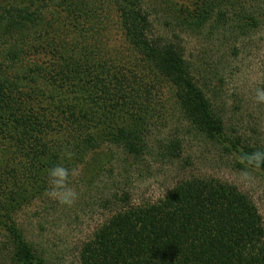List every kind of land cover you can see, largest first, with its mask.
Instances as JSON below:
<instances>
[{"label": "rangeland", "instance_id": "obj_1", "mask_svg": "<svg viewBox=\"0 0 264 264\" xmlns=\"http://www.w3.org/2000/svg\"><path fill=\"white\" fill-rule=\"evenodd\" d=\"M10 1L0 0V4ZM17 1L20 6L31 8V0ZM144 1L150 7L156 33L171 35L175 31L181 37L199 83L205 87L214 110L223 120L226 139L240 143L242 149L264 150V104L253 101L256 88H264V0ZM67 4L71 5L69 9L74 15L64 10ZM208 8L213 11V20L203 28L191 30L181 25L182 19L199 15ZM43 14L45 20L55 25L62 21L64 25L83 24L89 31L86 43L89 51L96 56L105 54L101 59L115 60L118 69L115 75L122 86L110 95L93 89L94 85L89 86L84 79L81 90L86 93L93 90L102 101L95 106L90 104L97 113L85 117L80 110L42 103L32 91L19 87L14 80L16 69L34 64L47 68L51 74L44 71L42 74L58 82L66 79V71L52 64L57 46L55 39L48 38L45 45L39 46L48 48L49 53L29 50L12 62L0 58V94L7 99L5 109L11 107L16 112L17 105L42 115L44 118H36L33 114L32 119L37 124L48 119L44 126L53 125L54 130V125L62 128L60 137L49 135V144L40 139L42 130L33 128L31 148L44 145L46 161L58 159L56 150H61L59 157L63 158L64 135L61 134L67 130L72 137L79 135L85 146L82 155H73L69 161L72 167L79 169V175L71 179V186L78 193L75 202L65 206L50 199L45 195L46 182L42 185V194L15 217L29 243L48 264H81L84 244L117 209L111 204L106 206L116 193H127L133 205L156 203L179 183L193 177L213 178L236 187L253 201L264 222V171L247 166L235 153L230 154L223 145L209 140L186 119L175 87L136 54L109 0H54ZM252 19L260 24L250 27ZM86 98L84 96L83 100ZM104 101L107 102L103 105ZM145 113L149 116L145 132L147 149L137 160L118 147L100 144L95 150L89 146L90 139L105 122L120 123ZM20 119L22 123L27 122L22 113ZM8 124L0 117V126ZM176 142L180 150L178 158L174 159L168 156L166 148ZM22 145L16 143L15 154L12 143L0 137V151L7 148L4 150L12 152L3 159L12 161L4 162L3 168L0 166L2 205L17 193L31 190L36 181L41 184L37 169L43 157L34 167L29 166L19 156ZM2 242L0 238V244Z\"/></svg>", "mask_w": 264, "mask_h": 264}, {"label": "trees", "instance_id": "obj_2", "mask_svg": "<svg viewBox=\"0 0 264 264\" xmlns=\"http://www.w3.org/2000/svg\"><path fill=\"white\" fill-rule=\"evenodd\" d=\"M109 1L118 12L126 39L136 54L175 87L186 119L205 137L223 145L227 152L235 153L246 164L243 158L260 149H242L240 143L226 139L223 120L214 110L205 87L199 83L181 37L175 31L171 35L156 33L150 7L144 0ZM52 3L54 0H31V8L20 6L17 0L0 4V58L12 62L29 50L48 52V48L39 46L45 45L48 38L55 39L57 46L54 47L56 54H51L52 64L63 68L68 77L58 82L56 78L42 74V71L51 74L47 68L34 64L15 70L16 84L28 88L46 105L57 104L60 108L80 110L85 117L89 113L95 115L97 112L91 109L90 104H100L101 98L93 90L87 93L81 90V83L86 79L89 86L94 85L93 89L110 95L120 90L122 86L115 75L118 70L115 60L110 61L109 57L101 59L105 54L96 56L89 51L86 45L89 31L83 24L64 25L62 21L55 25L45 20L43 12ZM69 4L64 10L74 15ZM212 13L208 8L180 22L186 29L198 30L213 20ZM259 24L252 19L250 27ZM238 30L242 32V29ZM84 96L87 97L85 100ZM5 102L7 99L0 94V117L9 122L0 126V137L12 143L15 154L18 151L16 143H22L19 156L29 166L34 167L41 157L43 161L37 169L41 184L36 181L31 190L17 193L8 203L0 204V238L3 240L0 263L48 264L29 243L15 217L42 194V185L47 182L44 169L62 160L59 157L61 150H56L58 159L53 162L46 161L44 145H32L35 149L31 148L29 141L35 135L32 134L33 128L42 130L39 135L45 143H48L49 135L60 137L62 128L54 125V130L53 125L44 126L48 119L37 124L32 119L33 114L36 118H44L42 115L17 105L16 112L11 107L5 109ZM9 104L13 103L9 101ZM21 113L27 122L19 120ZM148 117L145 113L120 123L114 120L105 122V126L92 136L89 146L95 150L100 144L118 147L137 160L147 149L145 132L149 125ZM74 132L79 134L75 129ZM62 135V156L68 150L75 157L82 155L85 146L79 135L72 137L69 130ZM179 145L177 142L169 143L166 148L168 156L178 158ZM4 149L7 148L0 151L1 167L4 162L12 161L3 160L12 154ZM63 162L65 166L72 167L68 160ZM258 170L264 171V166ZM109 200L112 201L106 203L107 208L111 204L117 209L84 244L80 253L81 264H264L263 218L253 201L228 183L193 177L179 183L156 203L133 205L127 193H116Z\"/></svg>", "mask_w": 264, "mask_h": 264}, {"label": "clouds", "instance_id": "obj_3", "mask_svg": "<svg viewBox=\"0 0 264 264\" xmlns=\"http://www.w3.org/2000/svg\"><path fill=\"white\" fill-rule=\"evenodd\" d=\"M253 101L258 105L264 104V88H256ZM72 157L73 153L70 150L65 151L60 163L44 169L48 184L45 195L65 206H71L78 196L75 188L71 186V179L79 175V169L65 166L63 162L71 161ZM243 159L249 167L259 169L264 166V150L254 151ZM244 176L247 178L248 173L245 172Z\"/></svg>", "mask_w": 264, "mask_h": 264}]
</instances>
